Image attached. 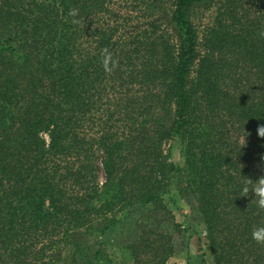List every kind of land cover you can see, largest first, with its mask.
Returning <instances> with one entry per match:
<instances>
[{"label":"trees","instance_id":"obj_1","mask_svg":"<svg viewBox=\"0 0 264 264\" xmlns=\"http://www.w3.org/2000/svg\"><path fill=\"white\" fill-rule=\"evenodd\" d=\"M215 1L0 0V264H99L105 233L151 211L169 225L140 227L130 264H164L173 186L213 264H264L242 193L264 175V0L198 23Z\"/></svg>","mask_w":264,"mask_h":264},{"label":"rangeland","instance_id":"obj_2","mask_svg":"<svg viewBox=\"0 0 264 264\" xmlns=\"http://www.w3.org/2000/svg\"><path fill=\"white\" fill-rule=\"evenodd\" d=\"M219 0H216L209 10L201 8L198 12L200 23H208L212 20L214 8ZM164 151L168 154L169 160L174 164L181 165L183 156L180 152V145L177 139H169L164 143ZM168 209L173 214L175 222L181 224L182 232L175 237V252L167 258L164 264H213L212 255L206 240V228L201 219L194 200L188 201L180 196L172 187V190L163 195ZM192 202V203H191ZM135 219H127L109 229L105 235L106 258L99 264H130L132 257L129 245L133 241L140 227L164 228L167 227L168 219L162 216L161 212L136 213ZM160 221V222H159Z\"/></svg>","mask_w":264,"mask_h":264},{"label":"clouds","instance_id":"obj_3","mask_svg":"<svg viewBox=\"0 0 264 264\" xmlns=\"http://www.w3.org/2000/svg\"><path fill=\"white\" fill-rule=\"evenodd\" d=\"M70 15L75 16V10L70 12ZM114 65V61H112V54L107 50H103V66L106 71H111L109 67V63ZM258 134L264 136V126L258 129ZM249 179L246 181L242 187L243 195H248L249 191H251L252 196L255 199V204L258 209H264V175L258 177L254 182ZM250 185V186H249ZM251 238L258 244H264V224H258L254 226L251 230Z\"/></svg>","mask_w":264,"mask_h":264}]
</instances>
